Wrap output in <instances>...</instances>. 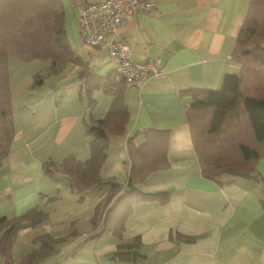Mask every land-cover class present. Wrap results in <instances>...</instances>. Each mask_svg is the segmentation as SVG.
Segmentation results:
<instances>
[{"label":"crops","instance_id":"crops-1","mask_svg":"<svg viewBox=\"0 0 264 264\" xmlns=\"http://www.w3.org/2000/svg\"><path fill=\"white\" fill-rule=\"evenodd\" d=\"M91 1L97 0H63L64 14L77 24L76 40L66 32L84 68L100 81L82 82V67L72 63L52 71L48 61L31 60L9 71L15 132L0 166V216L36 209L43 217L18 231L10 264L30 254L34 264H264V156L255 166L257 182L219 184L204 177L185 116L191 90L217 89L225 73L238 70L232 49L249 0H151L155 7L138 12L123 31L132 59L157 60L162 70L140 88L112 80L104 44L82 42L78 5ZM38 72L50 78L47 89L44 80L31 86ZM116 94L128 117L123 133L109 134L100 175L124 183L130 146L141 145L147 131H166L168 165L152 170L139 189L167 191L168 198L133 202L119 234L97 235L113 190L105 185L80 195L63 174H47L43 165L56 168L70 155L88 158L85 125L105 118Z\"/></svg>","mask_w":264,"mask_h":264},{"label":"trees","instance_id":"trees-1","mask_svg":"<svg viewBox=\"0 0 264 264\" xmlns=\"http://www.w3.org/2000/svg\"><path fill=\"white\" fill-rule=\"evenodd\" d=\"M64 20L63 0H0V166L8 155L15 132L9 55L22 63L48 61V68L52 71L65 64H76L82 67L78 72L82 82L89 83L93 78L100 81L98 76L84 68L86 65L74 52ZM232 57L239 64L238 70L225 73L217 89L191 90V102L185 107L201 172L219 184L236 178L260 180L255 166L264 156V0H249ZM45 74L36 73L31 86L41 85ZM114 79L126 84L115 72ZM127 117L126 105L119 95H114L106 117L85 125L88 158L78 160L70 155L56 168L51 163L43 165L47 174L55 171L63 174L80 195L105 185L113 190L105 198L97 235L106 231L119 234L133 202L166 201L168 198L167 191L145 192L139 189L152 170L168 165L166 131H147L141 145L130 146L129 169L124 183L100 175L109 134L123 133ZM42 218L36 209L21 216H0V261L10 264L11 249L18 231L40 222ZM90 237L92 235H87L84 240ZM42 238L47 239V243L52 240ZM47 243L44 242L46 248ZM51 250L47 248L48 254ZM35 262L30 254L22 264Z\"/></svg>","mask_w":264,"mask_h":264},{"label":"built area","instance_id":"built-area-1","mask_svg":"<svg viewBox=\"0 0 264 264\" xmlns=\"http://www.w3.org/2000/svg\"><path fill=\"white\" fill-rule=\"evenodd\" d=\"M155 7L151 0H97L78 5L79 35L87 46L104 44L114 72L127 84L140 88L150 76L162 74L157 60L135 61L123 36L129 19Z\"/></svg>","mask_w":264,"mask_h":264},{"label":"rangeland","instance_id":"rangeland-1","mask_svg":"<svg viewBox=\"0 0 264 264\" xmlns=\"http://www.w3.org/2000/svg\"><path fill=\"white\" fill-rule=\"evenodd\" d=\"M65 27H66V31L68 32V34L70 33L71 35L74 33V35H72V36H74V38H75V40H76V34H75V30H76V28H77V24H76V22L73 20V19H71V21H70V19H69V17H68V11H66V14H65ZM71 38V37H70ZM71 40H73V38H71ZM77 43H78V41H77ZM72 44H74V42L72 41ZM79 44V43H78ZM8 63H9V71H10V73H13L14 72V70L15 69H17L21 64H22V62H20L17 58H15L14 56H12V55H9V58H8ZM23 65V64H22ZM108 66H110V64H109V62H104V64H103V70H105L106 71V69H104V68H107ZM109 70V69H108ZM105 71H103V73L105 72ZM46 72V71H45ZM44 72V73H45ZM107 72V71H106ZM105 72V73H106ZM43 86H44V88L45 89H47L48 88V86H50V78H46V80H44V83H43Z\"/></svg>","mask_w":264,"mask_h":264}]
</instances>
